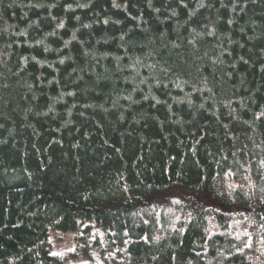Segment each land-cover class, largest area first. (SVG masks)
Instances as JSON below:
<instances>
[{
  "label": "trees",
  "instance_id": "trees-1",
  "mask_svg": "<svg viewBox=\"0 0 264 264\" xmlns=\"http://www.w3.org/2000/svg\"><path fill=\"white\" fill-rule=\"evenodd\" d=\"M264 264V0H0V264Z\"/></svg>",
  "mask_w": 264,
  "mask_h": 264
},
{
  "label": "rangeland",
  "instance_id": "rangeland-1",
  "mask_svg": "<svg viewBox=\"0 0 264 264\" xmlns=\"http://www.w3.org/2000/svg\"><path fill=\"white\" fill-rule=\"evenodd\" d=\"M79 231L80 227L79 229L77 228L76 230L69 231H51L48 237L50 252L52 254L65 256L68 260V264H88L90 259L82 252H77V254L73 255V252L76 251L75 240ZM92 237L98 242L91 251L94 262L97 264H108L106 259L103 258V255H101L102 247L105 244L103 229L93 228Z\"/></svg>",
  "mask_w": 264,
  "mask_h": 264
}]
</instances>
